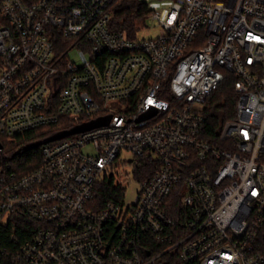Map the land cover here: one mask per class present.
Returning <instances> with one entry per match:
<instances>
[{
    "label": "built area",
    "instance_id": "2783aa9c",
    "mask_svg": "<svg viewBox=\"0 0 264 264\" xmlns=\"http://www.w3.org/2000/svg\"><path fill=\"white\" fill-rule=\"evenodd\" d=\"M144 2L156 37L114 29L115 0H0V136L111 116L43 143L26 172L0 137V264H264V0ZM227 79L236 114L211 138Z\"/></svg>",
    "mask_w": 264,
    "mask_h": 264
},
{
    "label": "trees",
    "instance_id": "16d2710c",
    "mask_svg": "<svg viewBox=\"0 0 264 264\" xmlns=\"http://www.w3.org/2000/svg\"><path fill=\"white\" fill-rule=\"evenodd\" d=\"M149 6L143 0H115L112 8V27L136 37V31L145 25ZM237 94L227 79L222 87L212 94L207 103V136L214 137L216 130L227 119L236 114ZM69 121L66 118L57 123L40 126L17 136L8 142L5 136H0L3 143V153L13 160L15 168L21 172L29 171L41 163V149L43 144H38L44 138L66 127ZM143 170V169H142ZM115 187L110 182H101L97 187V201L101 204L113 197ZM171 213L176 216L182 208L179 196H174ZM164 264H196L186 263L179 252L170 251L165 255Z\"/></svg>",
    "mask_w": 264,
    "mask_h": 264
},
{
    "label": "rangeland",
    "instance_id": "374dc122",
    "mask_svg": "<svg viewBox=\"0 0 264 264\" xmlns=\"http://www.w3.org/2000/svg\"><path fill=\"white\" fill-rule=\"evenodd\" d=\"M149 1H151L152 5H158L161 8H163L165 11L172 3V0H149ZM160 33H161V26L156 24L155 22L149 21L147 22V24H145L144 26L141 25L140 28L137 29L136 36L138 38H151L158 36ZM79 48L80 46L78 45L73 46L70 49L68 56L78 61ZM119 172L120 173L118 174L117 178L122 177L123 179L126 180V184H127L125 187V191H126L125 202L131 203L134 200L137 191L139 190L140 187L139 181L134 177L132 164L125 163L121 165L119 168Z\"/></svg>",
    "mask_w": 264,
    "mask_h": 264
},
{
    "label": "water",
    "instance_id": "95a60500",
    "mask_svg": "<svg viewBox=\"0 0 264 264\" xmlns=\"http://www.w3.org/2000/svg\"><path fill=\"white\" fill-rule=\"evenodd\" d=\"M110 117H111L110 115L101 116V117H98V118H96L94 120H91L89 122L78 124V125L70 128V129L59 130V131L55 132L54 134L49 135L48 137L44 138L38 144H43L45 142H49V141H53V140H56V139H60V138L66 137V136H68L70 134L77 133V132H80V131H83V130H86V129H89V128H92V127H96V126H99V125L107 124L110 121ZM2 147H3V144L0 141V148H2Z\"/></svg>",
    "mask_w": 264,
    "mask_h": 264
}]
</instances>
